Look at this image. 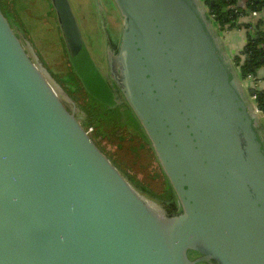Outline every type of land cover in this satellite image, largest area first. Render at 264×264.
Here are the masks:
<instances>
[{
	"label": "water",
	"instance_id": "95a60500",
	"mask_svg": "<svg viewBox=\"0 0 264 264\" xmlns=\"http://www.w3.org/2000/svg\"><path fill=\"white\" fill-rule=\"evenodd\" d=\"M71 70L124 104L169 198L139 187L0 2V264H264V117L204 0H101L107 84L69 0Z\"/></svg>",
	"mask_w": 264,
	"mask_h": 264
},
{
	"label": "trees",
	"instance_id": "16d2710c",
	"mask_svg": "<svg viewBox=\"0 0 264 264\" xmlns=\"http://www.w3.org/2000/svg\"><path fill=\"white\" fill-rule=\"evenodd\" d=\"M14 0H0L6 11L10 12V7H13ZM208 8V13L212 17L214 23L221 30L230 29H244L245 42L242 48L233 56V63L236 66L239 75L242 79L248 76H257V72L264 66V24L262 19L257 18L250 21L239 20L241 16L246 17L251 11L264 12V0H204ZM16 14V13H14ZM14 17V16H13ZM255 90V104L257 108L264 113V89ZM98 104L88 105L86 107V114L88 122L96 129H107V139L110 143H116L120 147V141L133 140V145H128V150L135 155H142L143 158L156 163L154 154L145 139L142 131L135 123L129 110L124 104ZM94 128V129H95ZM96 135H99L95 130ZM111 145V144H110ZM110 155L114 157V152L107 148ZM125 173L143 190L149 194L163 198L161 195L155 194L147 186L139 183V178L134 171L125 167L120 161L114 159ZM149 162V163H150ZM151 164V163H150ZM137 178V179H136Z\"/></svg>",
	"mask_w": 264,
	"mask_h": 264
},
{
	"label": "rangeland",
	"instance_id": "374dc122",
	"mask_svg": "<svg viewBox=\"0 0 264 264\" xmlns=\"http://www.w3.org/2000/svg\"><path fill=\"white\" fill-rule=\"evenodd\" d=\"M19 0L13 1V7H10L11 16H14L13 19L16 21L18 26L23 29L27 38L35 47L36 51L51 71L54 78L59 82L62 88L72 97L73 93L71 91H75L78 96L77 99H74L81 108L83 107V102H85L82 97L87 95L86 91L82 89V86L77 79L75 73L70 70V64L67 60L64 45L62 42V38L60 36V32L57 30H51L48 27H43L42 23L34 22L30 19L22 20L20 18V13H17V8L20 6V2L16 5L15 2ZM23 1V0H20ZM73 12L78 21L82 37L84 42L88 48V51L93 60L99 65L103 63L104 56V29L101 24V20L99 19L97 13V7L95 5L94 0H69ZM105 9V16L107 26L112 30L113 25H115V21L112 16L115 15L114 9L110 2L106 0H101ZM49 0H47V5ZM112 8H110L109 7ZM23 8L28 9L27 14L32 11L30 8L22 5ZM36 9H38L36 7ZM42 12V11H41ZM16 13V14H14ZM43 13V12H42ZM117 16V14H116ZM264 16V15H262ZM119 24H117L118 27ZM242 30V37H246V33L244 29ZM54 31V32H53ZM64 51V52H62ZM82 96V97H81ZM73 98V97H72ZM107 129L99 128V132L101 136H99V141L104 147H109L114 152V157L117 161H120L122 164L127 166L130 170L134 171L136 176L142 181L147 183V185L153 189L161 191V180H160V172L159 167L156 163L150 162V160L143 158L142 155L136 156V153H132L128 150V145H133L134 141L131 139L122 140L120 147H117L116 143H110L107 139ZM98 136V135H97ZM111 144V145H110ZM107 150V149H106ZM114 158V159H115ZM151 164H150V163Z\"/></svg>",
	"mask_w": 264,
	"mask_h": 264
},
{
	"label": "crops",
	"instance_id": "0c3cea01",
	"mask_svg": "<svg viewBox=\"0 0 264 264\" xmlns=\"http://www.w3.org/2000/svg\"><path fill=\"white\" fill-rule=\"evenodd\" d=\"M20 2L19 8H17V13L20 15V18L23 20L24 17L28 20H32L37 23L45 24L43 27H48L51 30H57L59 32V29L56 24L55 14L51 7L50 2L47 5V0H23L15 2L16 5ZM22 5L25 7L30 8L32 11V14H27L26 8H23ZM36 7L38 9H36ZM43 13H42V12ZM264 24V22H263ZM53 31V32H54ZM222 39L224 40L225 46L227 51L230 53V55H235L243 46L245 42V38L242 37V30L241 29H230V30H221L220 31ZM64 52V51H62ZM257 76L261 79L260 84L264 85V68H260L257 72Z\"/></svg>",
	"mask_w": 264,
	"mask_h": 264
},
{
	"label": "flooded vegetation",
	"instance_id": "af4514ba",
	"mask_svg": "<svg viewBox=\"0 0 264 264\" xmlns=\"http://www.w3.org/2000/svg\"><path fill=\"white\" fill-rule=\"evenodd\" d=\"M106 1H108L109 2V0H106ZM109 7H110V5H109ZM113 7V6H112ZM111 8V7H110ZM112 9V8H111ZM114 9V8H113ZM114 12H115V10H114ZM113 19H114V21H115V25H113V28L114 29H110L109 27H108V31H109V33L111 34V37H112V39H113V42L114 43H116V40H117V32H118V29H119V26L117 27V24L119 23V18H118V16H116V12H115V15L114 16H112V21H113ZM105 48H106V46H105V43H104V56H103V64L102 65H99L97 62H96V60H94V62H95V64H96V66L99 68V70H100V72H101V74H102V76L105 78V80L107 81V84L111 87V89L115 92V94H116V89H115V87H114V85L112 84V82H111V80L109 79V77L107 76V72H106V56H105ZM70 70H71V68H70ZM78 79V78H77ZM79 80V79H78ZM80 82V81H79ZM81 84V83H80ZM82 86V85H81ZM82 89L85 91V89L83 88V86H82ZM72 93H73V95H72V97H73V99H77V95H76V92L75 91H71ZM87 93V92H86ZM117 95V94H116ZM82 97V96H81ZM82 99L85 101V102H83L84 104H83V109L85 110V112H86V107L88 106V105H94V104H98L97 102V100L96 99H94V98H92L88 93H87V95L85 94V96L84 97H82ZM130 115V114H129ZM92 128L94 129L95 127H93L92 126ZM98 131L99 132V127H98V129H94V131ZM99 135H98V137L99 136H101V133L99 132L98 133ZM156 161V160H155ZM156 164H157V166L159 167V165H158V163H157V161H156ZM159 172H160V182H161V191L159 192L158 190L156 191V190H153V189H151L148 185H147V183H145V182H142L140 179H138L139 180V183L140 184H142V185H144V186H147L148 188H150V190L151 191H153L155 194H157V195H161L163 198H169V196L171 195L170 194V192H169V190H168V186H167V182H166V180H165V177H164V175H163V173H162V171H161V169H160V167H159ZM137 179V178H136Z\"/></svg>",
	"mask_w": 264,
	"mask_h": 264
},
{
	"label": "built area",
	"instance_id": "2783aa9c",
	"mask_svg": "<svg viewBox=\"0 0 264 264\" xmlns=\"http://www.w3.org/2000/svg\"><path fill=\"white\" fill-rule=\"evenodd\" d=\"M262 15H264V12H262V11H260V12L259 11H251V12H249V15H247L246 17L241 16L239 20L245 22V21H250V20L252 21L254 19L260 18L264 22V16H262ZM262 68H264V66ZM243 81L245 83V86L248 88V90L264 89V85L260 84L261 79L258 76H248L247 78L243 79ZM252 99L253 100L255 99V90H254V95H252ZM259 112L264 117V113H262L260 110H259Z\"/></svg>",
	"mask_w": 264,
	"mask_h": 264
}]
</instances>
